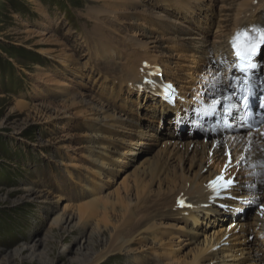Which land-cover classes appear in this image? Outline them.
<instances>
[{
	"label": "rangeland",
	"instance_id": "rangeland-1",
	"mask_svg": "<svg viewBox=\"0 0 264 264\" xmlns=\"http://www.w3.org/2000/svg\"><path fill=\"white\" fill-rule=\"evenodd\" d=\"M194 1L191 14L185 12V17H190L187 20L160 0H128L131 10H123L127 9L124 3L115 0H0V249L16 252L13 259L0 253V264H62L53 257L64 253L66 259L73 261L82 258L77 257V253L86 252V247L94 252L104 248L108 236L97 233L94 221L80 232L75 212L63 210L65 205L75 206L86 201L87 196L82 197L85 192L81 186V169L72 166L73 163L85 164L83 137L86 130L74 110L67 111L59 106L61 89L70 87L68 91L86 93L91 99L106 104L110 111L121 110L127 95L126 89H117L121 77L118 73H110L106 62H100L95 54V37L101 33L120 53L125 50L132 53L130 46L134 44L131 42H135V54L140 56L146 52L156 61L161 58L162 65H168L167 70L183 83L186 75L193 71L194 51H205V45L214 37L211 30L216 9H224L227 24L228 15L233 16L242 0ZM94 27L101 32L92 33ZM184 46L183 52L177 49ZM62 51L75 57L81 71L75 72L70 65L61 66L58 55ZM211 66L209 69L215 72L211 76L215 78L218 73L219 80L207 81L220 87L223 79L219 69L214 63ZM100 71H104L105 77L119 76L114 82L118 85H105L104 82H111L104 81ZM193 84V91H196L200 83ZM209 84L203 85V97H212L211 93L218 90L216 85L214 88ZM128 99L131 117L136 120L140 102L134 95ZM18 103L26 104L27 108L18 107ZM168 123L174 132L173 123L172 126L170 120ZM149 143L151 146L145 147L152 152L141 155L139 160L156 151L153 142ZM128 172L129 169L119 173L112 183L101 180L103 193H113ZM95 178L90 177L91 183ZM91 183L89 188L93 187ZM62 214V220L51 231L53 222ZM167 222L168 226H175L172 229L181 225ZM179 232L175 234L179 236ZM92 237L97 239L98 245L90 239ZM148 238L151 240V236ZM35 240H39L37 247ZM183 244L177 250V257L189 250L186 242ZM255 244L262 250L256 240ZM21 247L29 249L22 254L18 250ZM130 249L134 254L124 251L103 264H140L138 245ZM155 256L153 253L147 256L149 264L168 263Z\"/></svg>",
	"mask_w": 264,
	"mask_h": 264
},
{
	"label": "bare ground",
	"instance_id": "bare-ground-1",
	"mask_svg": "<svg viewBox=\"0 0 264 264\" xmlns=\"http://www.w3.org/2000/svg\"><path fill=\"white\" fill-rule=\"evenodd\" d=\"M115 1L124 3V8L127 9L123 10H131L128 0ZM173 3L174 7L191 14L190 11L194 10L196 2L175 0ZM246 3L244 7L240 5L241 8L237 9L232 19L237 26H240L242 21L248 24L252 20H260L251 18L261 10L263 2L258 6H252L249 1ZM247 12H250L247 20L242 19ZM96 32L101 31L94 27L92 33ZM95 38L97 41L95 54L99 61L106 62L108 71L118 73L121 77L117 89L121 91L124 88L129 92L137 80H140L144 70L140 69L141 60L138 61L136 58L134 46L136 47L137 44L131 42L134 44L130 46L133 54L127 53L126 50L122 54L103 33ZM177 49L183 52L186 47H177ZM71 55H67L65 51L59 53L61 66L70 65L75 72L81 71L75 57ZM208 57L209 53L203 50L194 51L192 54L190 59L193 71L186 75L183 83L188 84L184 87L190 89L193 95L189 96V103L184 105L180 112L178 111L176 117L163 110L153 97L146 94H140V100L143 98L146 101L144 105L143 103V106L137 105L138 108L146 111L142 116L145 117L146 114L148 116V122H143L138 120L141 110L136 120L131 117V107L128 104L130 94L126 95L121 110L115 112L113 109L110 111L103 102L91 99L86 93L68 91L70 87L61 89L59 106L67 111L74 110L75 116L81 119L86 130L83 137L86 154L82 153L85 164L72 165L81 169V183H83L81 186L85 189L82 197L87 196L84 199L86 201L75 206L65 205L63 210L75 212L80 232L94 221L97 233L102 232L108 237L104 248L94 252L93 249L92 251L86 247V252H78L77 257L81 256V259L69 261L64 253H60L58 257H53L54 260L62 261V264H103L111 256L124 251L132 252L133 249L130 247L138 245L136 250L140 251L138 257L140 264H149L147 256L150 253L167 260L168 263L165 264H264L263 249L257 248V244L253 242L251 236H248L252 233L251 226L250 223H246L247 217L243 212L231 210L228 211L231 212L229 214L218 211L213 204H209L208 208L201 212L199 223V218H195V213L191 210H186L188 215L185 216V210H178L175 207V198L179 195L187 197L198 208L201 204L207 203L206 198L211 196L207 183L222 174L228 175V180L238 185L234 192L241 195L243 200L235 204L236 210L250 208L253 201L259 197L258 183L264 173V140L253 133L238 132L233 128L235 121L230 113L236 104L231 99L227 87L225 89L222 87L223 81H220V87L217 83H210L214 88L215 85L218 87V90L211 93L212 97L206 98L201 95L205 92L203 85L209 84L207 80H219L218 76L215 78L211 76L215 72L210 69L206 70L207 74L203 75V79L197 77L199 62L194 60L201 59L207 63ZM145 60L163 64V61H156L155 57L151 61ZM162 66L165 68L167 80L174 79L179 82L176 74H171L167 70L168 65ZM169 76L172 79H169ZM193 82L200 83L196 91H193L195 90ZM212 98L220 101V104L224 103L228 110L222 114L215 112V116L209 119L207 114L204 115L195 109L203 110L205 108L202 106L203 102ZM190 103L198 107H191ZM18 107L26 109L27 105L18 103ZM32 109L38 112L36 106ZM169 120L173 123L174 132L167 125ZM224 120H229V126L223 125ZM155 121L159 122L158 127L154 125ZM211 127H217V131L210 132ZM149 142H153L156 151L139 160L141 155H149L152 152L145 147L151 146ZM128 169V174L123 177L115 191L104 194L101 180L112 183L119 173ZM91 176L96 177L92 183ZM90 183L92 188H89ZM86 191L90 193L86 194ZM62 217L63 214L53 222L51 231ZM165 221L179 222L181 225L178 229H172L175 226L170 223L168 226V222ZM199 224H203L205 228L199 229ZM175 230L180 231L179 236L173 232ZM148 236H151V240ZM90 239L98 245L96 238ZM224 239L231 244L218 252L212 251ZM185 242L189 250L184 252V256L177 257L178 248ZM34 245L39 246V240H35ZM28 249L21 247L18 250L23 254ZM0 253L9 259L15 258L16 255L13 249L7 252L0 249Z\"/></svg>",
	"mask_w": 264,
	"mask_h": 264
},
{
	"label": "snow or ice",
	"instance_id": "snow-or-ice-1",
	"mask_svg": "<svg viewBox=\"0 0 264 264\" xmlns=\"http://www.w3.org/2000/svg\"><path fill=\"white\" fill-rule=\"evenodd\" d=\"M233 47L236 49V54L241 59H244L246 56H250L255 52L256 44L255 42L248 38L246 33H238L237 36L232 41ZM260 43L264 44V31L260 33ZM219 101L213 102V111L215 110V105L218 104ZM223 177H218L216 181H213L212 184L214 187L217 186L218 182L222 181ZM232 183L231 180L224 181L221 185L223 187H227Z\"/></svg>",
	"mask_w": 264,
	"mask_h": 264
}]
</instances>
